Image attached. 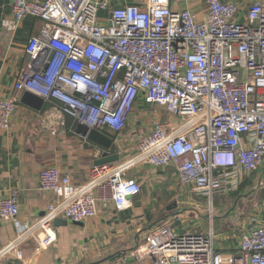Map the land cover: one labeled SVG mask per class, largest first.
Masks as SVG:
<instances>
[{"label": "built area", "instance_id": "built-area-1", "mask_svg": "<svg viewBox=\"0 0 264 264\" xmlns=\"http://www.w3.org/2000/svg\"><path fill=\"white\" fill-rule=\"evenodd\" d=\"M205 4L199 20L188 9L173 10L169 0L12 1L5 32L27 17L42 29L27 43L28 65L14 93L0 97V131L10 129L23 92L57 101L63 115L99 131L123 132L139 98L163 107L170 118L139 136L134 157L93 166L82 185L54 167L42 169L39 189L57 201L0 249V261L27 237L36 239L38 249L52 245L56 219L82 223L110 202L117 211L127 209L141 193L126 177L132 167L173 166L180 185L206 200L210 219L214 199L236 193L261 167L264 0L253 2L241 20L233 3ZM261 208L262 219L251 220L232 253L215 248L212 229L175 233L164 223L148 232L132 256L152 264H264V202ZM18 215V196L11 191L0 200V220L15 222Z\"/></svg>", "mask_w": 264, "mask_h": 264}, {"label": "crops", "instance_id": "crops-1", "mask_svg": "<svg viewBox=\"0 0 264 264\" xmlns=\"http://www.w3.org/2000/svg\"><path fill=\"white\" fill-rule=\"evenodd\" d=\"M12 1L0 0V97L3 99L14 93L13 86L28 65L27 43L42 29L39 20L27 17L14 32H5L2 22L11 16ZM220 1L237 5L241 20L248 7L258 0ZM169 6L177 11L188 9L199 20L206 13L205 0H169ZM24 93L18 94L10 129L0 131V200L14 191L19 206L15 222L0 220V249L13 242L21 230L36 223L57 201L52 194L39 189L38 174L42 169L54 167L74 184L82 185L101 155L98 147L76 133L78 124L61 113L57 101L42 99V107L37 111L22 102ZM151 107L155 109L154 116L141 124L136 119L137 110ZM169 118L163 107L147 105L139 98L126 128L113 138L119 149L118 163L135 156L140 135L149 134L156 121ZM135 124L139 129H131ZM109 134L114 132L108 130L105 134L112 139ZM126 177L141 187V193L129 199L127 209L117 211L110 202L99 205L97 215L82 223L67 221L66 225L56 227L52 223L55 236L52 245L38 249L36 239L27 237L0 264H152L150 260H135L132 252L150 230L164 223L175 233L184 230L206 233L212 229L217 235L215 248L232 253L240 238L250 230L251 220L263 217L264 160L256 172L243 180L236 193L214 199L211 219L206 200L180 185L173 166L155 169L139 165L129 169ZM42 234L37 232V236Z\"/></svg>", "mask_w": 264, "mask_h": 264}, {"label": "water", "instance_id": "water-1", "mask_svg": "<svg viewBox=\"0 0 264 264\" xmlns=\"http://www.w3.org/2000/svg\"><path fill=\"white\" fill-rule=\"evenodd\" d=\"M22 102L27 106L31 107L34 110L39 111L42 107L43 100L29 92H25L22 97ZM76 133L86 138L89 142L94 144L101 150V155L97 161H95V166H102L106 164H114L118 163L120 156H119V149L115 145L114 140L107 137L101 131L96 129H89L84 125L78 124L76 126ZM67 224V220L63 219H56L53 222V226H63Z\"/></svg>", "mask_w": 264, "mask_h": 264}, {"label": "rangeland", "instance_id": "rangeland-1", "mask_svg": "<svg viewBox=\"0 0 264 264\" xmlns=\"http://www.w3.org/2000/svg\"><path fill=\"white\" fill-rule=\"evenodd\" d=\"M157 112V111H156ZM137 115V118L136 119H138V120H141V124H146V122L147 121H149L150 119H151V117L152 116H154V114H155V109H152V107L150 108V109H147V108H145V109H141V110H137V113H136ZM147 120V121H146ZM148 123V122H147ZM126 128V127H125ZM131 129H133V130H137V129H139V127H138V125H133V126H131ZM144 129V128H143ZM137 132V131H136ZM136 134H138V133H136ZM253 198V197H252ZM255 198V197H254ZM215 200H216V198H215ZM254 200V199H253ZM248 203H250V201H251V197L250 198H248ZM215 226L217 227L218 225H217V220H215Z\"/></svg>", "mask_w": 264, "mask_h": 264}, {"label": "trees", "instance_id": "trees-1", "mask_svg": "<svg viewBox=\"0 0 264 264\" xmlns=\"http://www.w3.org/2000/svg\"><path fill=\"white\" fill-rule=\"evenodd\" d=\"M102 132H104L105 134H107L108 133V130L107 129H103L102 130ZM111 137H112V140H113V138H115V137H117L118 136V134L117 133H114V134H109Z\"/></svg>", "mask_w": 264, "mask_h": 264}]
</instances>
